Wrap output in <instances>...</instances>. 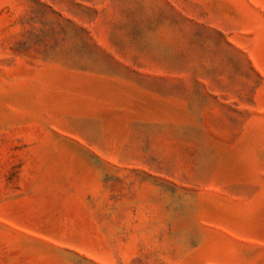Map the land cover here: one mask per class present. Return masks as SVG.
<instances>
[{
  "label": "rangeland",
  "instance_id": "1",
  "mask_svg": "<svg viewBox=\"0 0 264 264\" xmlns=\"http://www.w3.org/2000/svg\"><path fill=\"white\" fill-rule=\"evenodd\" d=\"M0 264H264V0H0Z\"/></svg>",
  "mask_w": 264,
  "mask_h": 264
}]
</instances>
